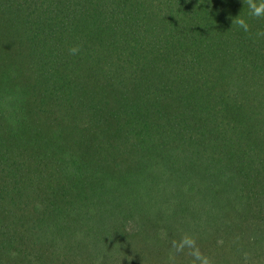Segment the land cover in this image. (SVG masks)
I'll use <instances>...</instances> for the list:
<instances>
[{
  "label": "trees",
  "instance_id": "16d2710c",
  "mask_svg": "<svg viewBox=\"0 0 264 264\" xmlns=\"http://www.w3.org/2000/svg\"><path fill=\"white\" fill-rule=\"evenodd\" d=\"M258 31L246 0H0V264H190L185 233L264 264Z\"/></svg>",
  "mask_w": 264,
  "mask_h": 264
},
{
  "label": "clouds",
  "instance_id": "9594fccd",
  "mask_svg": "<svg viewBox=\"0 0 264 264\" xmlns=\"http://www.w3.org/2000/svg\"><path fill=\"white\" fill-rule=\"evenodd\" d=\"M246 3L250 16L255 18H264V0H246ZM232 23H234L244 32L249 31V24L242 17L236 16L232 20ZM256 36L264 37V31H258ZM69 51L71 54H75L78 51V48L73 47L69 49ZM172 247L175 252H183L185 249H188V255L192 257L190 264H211L210 259L199 250L195 238L187 233L182 235L178 242L172 241Z\"/></svg>",
  "mask_w": 264,
  "mask_h": 264
}]
</instances>
